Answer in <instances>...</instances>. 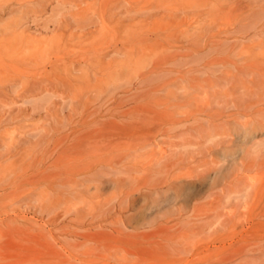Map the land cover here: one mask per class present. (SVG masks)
Segmentation results:
<instances>
[{
	"label": "rangeland",
	"instance_id": "1",
	"mask_svg": "<svg viewBox=\"0 0 264 264\" xmlns=\"http://www.w3.org/2000/svg\"><path fill=\"white\" fill-rule=\"evenodd\" d=\"M0 264H264V0H0Z\"/></svg>",
	"mask_w": 264,
	"mask_h": 264
}]
</instances>
